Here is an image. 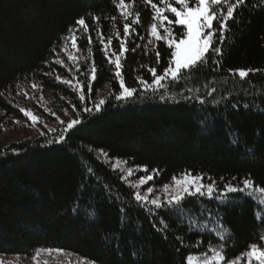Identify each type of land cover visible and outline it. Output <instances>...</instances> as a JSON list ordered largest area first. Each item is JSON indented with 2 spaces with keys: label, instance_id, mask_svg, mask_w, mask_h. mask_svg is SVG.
Wrapping results in <instances>:
<instances>
[{
  "label": "trees",
  "instance_id": "trees-1",
  "mask_svg": "<svg viewBox=\"0 0 264 264\" xmlns=\"http://www.w3.org/2000/svg\"><path fill=\"white\" fill-rule=\"evenodd\" d=\"M127 2L133 12L129 19L139 12L140 23L127 40L121 71L137 92L118 100L119 78L99 39L101 32L105 43L111 36L108 52L119 53L116 32L123 36L124 20L118 0H0V125L8 117L24 118V107L47 113L50 104L83 121L67 132L64 124L0 148V255L27 263L40 250L62 249L94 264H188L189 254L206 253L209 246H224L226 257L234 259L251 243L264 245V194L233 193L223 203L207 196L189 198L177 219L166 208L136 201L135 188L105 160L110 156L147 166L158 186L191 172L205 182L215 180L218 188L244 178H251L254 188L264 187V0H246L234 13L219 45V66L210 60L186 82L155 92L141 88L137 77L151 82L149 67L161 74L171 49L150 36L151 5ZM80 17L89 32H76L77 48H72L69 28L76 29ZM182 30L174 26L177 36ZM93 61L97 79L90 81L87 70ZM249 67L262 71L243 83L227 72ZM56 76L83 82L85 100L79 99L78 87ZM103 91L102 110L84 113ZM185 96H202L205 103ZM217 229H229L231 237L219 238ZM241 260L248 264L246 256Z\"/></svg>",
  "mask_w": 264,
  "mask_h": 264
},
{
  "label": "snow or ice",
  "instance_id": "snow-or-ice-1",
  "mask_svg": "<svg viewBox=\"0 0 264 264\" xmlns=\"http://www.w3.org/2000/svg\"><path fill=\"white\" fill-rule=\"evenodd\" d=\"M147 4H150L153 11V23L150 25V36L155 40H163L167 43V46L171 49L170 59L168 66L165 67L161 74L157 73L156 67H149L148 71L151 73V82L144 80L142 77H137V80L145 91L152 90L157 91L159 89H167L171 84L180 81H187L193 74L199 73L204 69L207 64L214 62L219 66V57L223 55L222 47L219 45L225 42L226 32L229 28V22L234 21L237 9L242 6L246 0H159V3H153V0H145ZM115 3V0H114ZM116 7L120 11V17L124 20L122 25L123 36L120 32H116V36L119 37V53L112 51L109 54L108 49L112 43V37L109 36L107 42H104L103 33H99L100 42L103 44L104 55L108 58L109 64L115 66V76L119 78L120 92L116 96L118 100H127L132 98L136 92V88H132L126 85L122 74V56L124 53L129 51L127 48V40L134 31V26L140 23V14L136 12L133 19V12L128 10L127 0H118ZM168 13L172 15L169 17ZM95 21L99 20V17L93 16ZM113 22L116 17L111 18ZM158 21V23H157ZM76 29L69 28L71 33V46L77 48V41L79 37L76 32L83 31V33L89 32V25L86 23L84 17H80L76 21ZM182 26L183 30L179 36L174 32V26ZM163 30V34L161 33ZM89 43H91L92 36L88 35ZM152 43V40H149ZM66 51L67 49H63ZM135 51V49H131ZM157 63H159L160 53L157 51ZM114 57V59H113ZM69 60H77L76 56H69ZM63 64V61H58ZM80 69L77 68V72ZM90 81L97 79V68L93 61L92 66L87 70ZM262 71L257 68H238L228 69V75L232 78H238L240 82H245L250 74H255ZM48 75V73H45ZM57 80H61L63 83H67L71 87H78L80 90L81 101L85 100V84L79 79H76L75 84L73 80H62L60 76H56ZM167 82V83H166ZM33 89H37V85H32ZM88 92H91V85H88ZM189 92L193 89H189ZM216 91L215 88L208 93L212 95ZM41 98H43L41 96ZM168 98L166 95H161L160 99ZM172 99L175 98L173 95ZM197 99L201 104L205 103L202 96L189 97L185 96L184 99ZM212 103H218L213 100ZM105 104V99L101 98L98 102L94 103V106L84 107L82 111L89 115L102 110V106ZM236 105H233L235 107ZM75 107V106H73ZM245 108L249 107V104H244ZM25 117L31 120L33 123L37 122L40 117L35 115L32 111L27 109H20ZM66 111V110H65ZM63 123V121H61ZM83 121L80 118L72 119L67 123L65 132L74 129L76 125L82 124ZM43 134V133H42ZM63 140V136L60 137ZM103 155V150H100ZM125 163L117 159V164L113 167H117L119 164ZM136 170H139L137 167ZM144 171L147 172V166H144ZM127 172L129 175L132 174L133 169L128 168ZM153 179L152 175H147L139 179L140 185H145ZM203 175H192L191 172H184L180 176H173L171 184H164L162 187L165 192V198L163 200L160 197L152 198L149 203L155 206L156 209L166 208L171 214L175 215L177 219L182 215L186 209L184 208L185 203L189 198L207 196L210 200L216 199L223 203L233 193L251 194L253 190L264 194V187L254 188V181L251 178H244L241 184H233L231 181L225 183L223 188L217 187V182L211 180V182L205 184ZM233 177L232 180H235ZM223 180V177H221ZM148 193L153 192L152 187L147 188ZM136 201L148 200L147 196H141L139 192L135 193ZM257 217L260 218V214L257 213ZM216 235L224 240L231 237L229 229H217ZM260 240L264 242V236L260 237ZM203 243V241H200ZM47 251L51 252L52 249ZM57 252H62V249H56ZM38 254V253H37ZM247 257L248 264H264V246L260 243H251L248 245L246 252L240 254L234 259H228L225 254V247L215 248L209 246L206 253H201L199 256L189 254L186 257L188 264H238L243 258ZM35 259V256L33 257Z\"/></svg>",
  "mask_w": 264,
  "mask_h": 264
},
{
  "label": "rangeland",
  "instance_id": "rangeland-1",
  "mask_svg": "<svg viewBox=\"0 0 264 264\" xmlns=\"http://www.w3.org/2000/svg\"><path fill=\"white\" fill-rule=\"evenodd\" d=\"M105 94H107V91L101 92L99 99L104 98ZM52 105L53 104H50L51 107H49L48 109L46 108L47 113L44 111L39 112L38 109H33L32 106H27L23 108V109L32 111L35 115L40 117V119L35 123H33L31 120L25 117V115H24V118H21V119H13V118L8 117V120L6 119V122L0 125V148L6 147L13 142H19L27 138H33L36 136L51 133L55 131L58 127L64 124L66 125L72 119H75L77 117V114L75 112H72L70 110L65 111L64 109H59V108L53 107ZM61 121H63V123H61ZM117 159L119 158H113L110 156L105 157V160L108 163H110L112 167L114 164H117ZM119 160L125 162L122 159H119ZM137 167H139V170H136ZM115 168L122 171L124 177L135 188L136 192H139L141 196H147L149 198L148 200H142V201L149 202L152 198H155V197H160L161 200L165 198V192L162 187L163 185L162 186L155 185L153 183V179L145 185L139 184V179L141 177H144L147 175L153 176V174L146 173L144 171V167L131 166L125 162V163L119 164ZM128 168L133 169V172L131 175H129L127 172ZM203 182L205 184L209 183L205 181ZM171 183H168V184H171ZM148 187L153 188V192L151 194L147 192ZM47 250L48 249L40 250L38 254L35 255V259H32V261L27 262V263L26 262L24 263L16 255H0V264H94L91 262H87L81 259L71 257L63 252H57L55 251L56 249H52L53 251L51 252ZM194 255L199 256L200 254H194ZM241 261L242 260H240L238 264H240Z\"/></svg>",
  "mask_w": 264,
  "mask_h": 264
}]
</instances>
